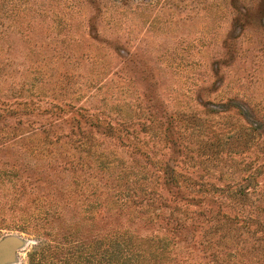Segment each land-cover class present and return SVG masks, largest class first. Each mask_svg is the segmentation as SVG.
Wrapping results in <instances>:
<instances>
[{
  "label": "rangeland",
  "instance_id": "rangeland-1",
  "mask_svg": "<svg viewBox=\"0 0 264 264\" xmlns=\"http://www.w3.org/2000/svg\"><path fill=\"white\" fill-rule=\"evenodd\" d=\"M4 97L27 103L0 110V240L24 242L6 264H72L66 249L103 262L111 240L136 241L153 225L110 214L105 192L93 209L60 154L27 138L50 121L70 130L76 107L120 129L119 113H132L134 135L120 134L162 158L172 119L174 138L203 162L183 172L212 188L253 172L263 186L264 0H0V109ZM41 203L45 215L16 213ZM240 247L231 264L253 258Z\"/></svg>",
  "mask_w": 264,
  "mask_h": 264
},
{
  "label": "trees",
  "instance_id": "trees-1",
  "mask_svg": "<svg viewBox=\"0 0 264 264\" xmlns=\"http://www.w3.org/2000/svg\"><path fill=\"white\" fill-rule=\"evenodd\" d=\"M18 106H27V103L4 97L0 110L12 112ZM47 110L54 115L60 113L61 107L54 103ZM73 113L70 130L56 131L50 121L49 125L41 124L27 139L42 140L60 154L57 158L62 159L61 168L73 172L76 186L95 197L91 200L93 209L102 203L100 195L105 192L103 202L110 214L124 212L128 218L137 221L140 218L143 223L153 225L154 230L139 235L136 241L132 238L124 242L111 240L103 262L66 249V263L231 264L241 243L240 248L253 257L241 264H264V185L259 186L258 173L249 174L245 184L235 181L212 188L203 176L183 172V166L197 168L203 162L189 153L192 150L182 136L174 138L176 121L171 119V125L165 128V151L159 158L157 149L151 154L132 136L124 139L120 134L124 131L134 135L129 125L132 113H119L121 119L117 123L121 129L114 122L106 121L103 113L90 112L82 106L76 107ZM249 130L251 139L261 135L257 125ZM150 131L157 133L154 126ZM122 147L130 148L124 149L129 157L122 156ZM219 193L224 194L227 202L220 200ZM49 209L41 203L28 209L31 213L24 208L16 213L42 216ZM46 251L42 248L38 257L42 259Z\"/></svg>",
  "mask_w": 264,
  "mask_h": 264
},
{
  "label": "water",
  "instance_id": "water-1",
  "mask_svg": "<svg viewBox=\"0 0 264 264\" xmlns=\"http://www.w3.org/2000/svg\"><path fill=\"white\" fill-rule=\"evenodd\" d=\"M23 243L20 237L14 235H8L2 238L0 240V264L13 262L16 251Z\"/></svg>",
  "mask_w": 264,
  "mask_h": 264
}]
</instances>
